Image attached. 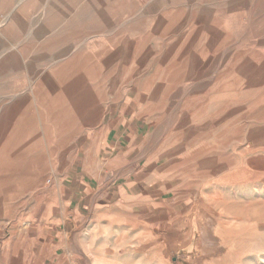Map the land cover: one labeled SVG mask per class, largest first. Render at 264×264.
<instances>
[{
  "label": "rangeland",
  "instance_id": "rangeland-1",
  "mask_svg": "<svg viewBox=\"0 0 264 264\" xmlns=\"http://www.w3.org/2000/svg\"><path fill=\"white\" fill-rule=\"evenodd\" d=\"M56 249L264 264V0H0V264Z\"/></svg>",
  "mask_w": 264,
  "mask_h": 264
},
{
  "label": "crops",
  "instance_id": "crops-1",
  "mask_svg": "<svg viewBox=\"0 0 264 264\" xmlns=\"http://www.w3.org/2000/svg\"><path fill=\"white\" fill-rule=\"evenodd\" d=\"M125 139V134L121 131V129H114L113 131H110L106 137H105V144L107 146H104V148L101 150V153L104 151H109L110 153H114L112 150H115L118 152V150L121 149V146H123V142ZM81 165H77V169L79 170L77 176H73V182L74 184L72 187L75 188L74 192H70L74 199V204L76 203L77 196H81V199L86 196L87 199L91 200L92 202L98 201V200H104V199H113L116 195L119 194V189L117 187H110L109 185H106L103 189L102 186V179L101 177L104 176H98L91 174L90 169H87V167L82 168ZM89 166V165H88ZM107 173H110L108 170ZM108 176V177H107ZM105 177L111 180V175L106 174ZM77 180V183L75 182ZM54 232H56V229H54ZM58 249L55 250L54 254H52L54 264H63L64 260L60 259L58 257V253L56 252ZM59 259L58 261L54 259Z\"/></svg>",
  "mask_w": 264,
  "mask_h": 264
}]
</instances>
